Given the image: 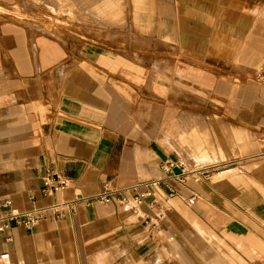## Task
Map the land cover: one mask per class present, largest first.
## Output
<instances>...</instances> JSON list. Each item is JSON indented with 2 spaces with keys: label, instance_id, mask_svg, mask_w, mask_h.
Segmentation results:
<instances>
[{
  "label": "crops",
  "instance_id": "obj_1",
  "mask_svg": "<svg viewBox=\"0 0 264 264\" xmlns=\"http://www.w3.org/2000/svg\"><path fill=\"white\" fill-rule=\"evenodd\" d=\"M115 6L81 24L109 44L0 22V219L61 205L0 231L7 264H264V0Z\"/></svg>",
  "mask_w": 264,
  "mask_h": 264
},
{
  "label": "rangeland",
  "instance_id": "obj_2",
  "mask_svg": "<svg viewBox=\"0 0 264 264\" xmlns=\"http://www.w3.org/2000/svg\"><path fill=\"white\" fill-rule=\"evenodd\" d=\"M116 1L119 4L120 0H21V2L9 0L5 3L0 2V22H19L38 31L53 34L64 42L67 41V35H64V33L69 30L68 33L72 36H69L68 39H73L76 43L90 40L109 44L114 43V36L111 34L87 36L83 33L81 24L84 15L89 14L98 18L109 7L111 10H116V6L114 7ZM124 1L128 2L129 0ZM158 1L166 10L168 9L169 1L171 2V0ZM107 2L109 3L107 4ZM111 5L114 9L111 8ZM51 14L58 16L57 20ZM68 17H70L69 20H67ZM55 26L59 33L55 30ZM61 32L63 33L61 34ZM122 40L127 43L126 38L122 37ZM151 47L152 45L149 43V48ZM153 47L154 49H159L161 44L155 43ZM10 166V183L11 186H14L18 170L17 165L11 164ZM209 173L210 171H208L206 176Z\"/></svg>",
  "mask_w": 264,
  "mask_h": 264
},
{
  "label": "built area",
  "instance_id": "obj_3",
  "mask_svg": "<svg viewBox=\"0 0 264 264\" xmlns=\"http://www.w3.org/2000/svg\"><path fill=\"white\" fill-rule=\"evenodd\" d=\"M173 167L182 168L183 174L200 173L205 175L208 173V169L212 168L209 166L203 169L189 171L188 163L185 160H180L178 162H169L167 169L170 170ZM46 185V192L50 195L56 191L63 190L68 187L69 180L66 177L58 174L54 177H49L46 181ZM147 195H149V192L139 191L138 186L120 188L106 184L103 191L91 196V198L100 203H110L118 201V203L123 205L131 204L134 212H138L140 205L143 204ZM191 201H193V198L191 199ZM60 206V204H52L50 205V207L32 209L28 211H12V213L0 219V231H4L5 229L9 228L13 223L23 224L29 228L33 227L39 222L40 217L44 214L46 209L51 208L55 211H58ZM141 218L151 230H154L158 226L160 217H150L149 215H146L141 216ZM9 260L10 253L7 251H0V264H7Z\"/></svg>",
  "mask_w": 264,
  "mask_h": 264
},
{
  "label": "bare ground",
  "instance_id": "obj_4",
  "mask_svg": "<svg viewBox=\"0 0 264 264\" xmlns=\"http://www.w3.org/2000/svg\"><path fill=\"white\" fill-rule=\"evenodd\" d=\"M141 0H139V2H140ZM101 4V3H100ZM140 3H138V8H140V5H139ZM101 5H103V4H101ZM110 9V8H109ZM111 11V10H110ZM114 11V10H113ZM145 11V10H144ZM142 13V12H141ZM143 14V13H142Z\"/></svg>",
  "mask_w": 264,
  "mask_h": 264
}]
</instances>
